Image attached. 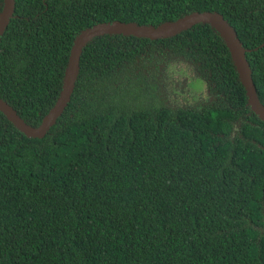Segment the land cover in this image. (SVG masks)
<instances>
[{
  "label": "trees",
  "instance_id": "1",
  "mask_svg": "<svg viewBox=\"0 0 264 264\" xmlns=\"http://www.w3.org/2000/svg\"><path fill=\"white\" fill-rule=\"evenodd\" d=\"M194 12L231 27L264 107V0H12L0 100L35 128L82 30ZM177 65L204 82L194 106L162 97ZM0 264H264V121L213 28L91 38L40 138L0 112Z\"/></svg>",
  "mask_w": 264,
  "mask_h": 264
},
{
  "label": "water",
  "instance_id": "2",
  "mask_svg": "<svg viewBox=\"0 0 264 264\" xmlns=\"http://www.w3.org/2000/svg\"><path fill=\"white\" fill-rule=\"evenodd\" d=\"M12 11V0H2L0 10V34L6 27L8 18ZM196 24H208L213 28L221 39L224 41L228 49L231 62L235 68L238 80L244 90L246 104L252 113L264 121V107L258 102L254 87L252 85L248 65L244 59L240 43L235 37L231 27L215 12H194L185 15L175 21L165 22L156 27L153 26H137L131 23H101L93 25L82 30L77 37L74 38L68 59L67 65L63 73L61 90L58 94L55 103L47 114L42 118L40 124L35 127L25 125L10 109V107L0 100V112L10 122L13 127L24 134L28 138H40L44 135L47 129L54 123L55 119L60 115L65 103L69 99L72 91L73 83L78 71V55L81 48L91 38L104 34H120L123 36H133L137 38L158 39L171 37L180 31H184Z\"/></svg>",
  "mask_w": 264,
  "mask_h": 264
},
{
  "label": "rangeland",
  "instance_id": "3",
  "mask_svg": "<svg viewBox=\"0 0 264 264\" xmlns=\"http://www.w3.org/2000/svg\"><path fill=\"white\" fill-rule=\"evenodd\" d=\"M174 70H177L175 71V73L171 74L169 76V78L165 79V86H167L168 88L166 89V91L164 92L165 94V97L167 99V101H169V103H180L182 104V102L186 101V97H187V100L189 101L191 99V97H184L181 99L180 95H184V92H187L188 95H191L192 96V101L188 102L189 105L193 106L194 103H196V101L194 100V94H200L203 92V90L205 89V85H204V82L199 79L198 77L194 76L192 77L193 75V72L191 73H187L185 71V66L184 65H181L180 68H175ZM177 74L181 75L182 77H186L187 79V82L184 83L183 80H175L174 81V77L177 78ZM186 84H187V87H186ZM186 88V90H185ZM194 100V101H193ZM198 101V99H197ZM47 154V152H46Z\"/></svg>",
  "mask_w": 264,
  "mask_h": 264
},
{
  "label": "flooded vegetation",
  "instance_id": "4",
  "mask_svg": "<svg viewBox=\"0 0 264 264\" xmlns=\"http://www.w3.org/2000/svg\"><path fill=\"white\" fill-rule=\"evenodd\" d=\"M176 67H177V68H180L181 65H177ZM176 67H175V68H176ZM175 68H174V69H175ZM174 69H173L169 74H167L165 70L162 71V84H161V85H163L162 87L164 88V91H163V93H162V97L164 98V100L166 101V103L171 104V105H175V106H191V105H189L188 102L192 101V100H191V99H192V96L187 94L188 90H187L186 92H184L185 96H184V95H180V97H181V99H182V98L188 96V97H191V99L188 101V100H187V97H186V101L182 102V104H180V103H177V104H176V103H174V104L169 103V101H167V99H166V97H165L164 92H165L166 89L168 88L167 86H165V79L169 78V76H170L172 73L174 74L175 71H177V70H174ZM185 71H186L187 73H191V72H193L192 68H190V67H188V66H185ZM177 72H178V71H177ZM191 74H192V73H191ZM192 75H193L192 77H194V76L198 77L194 72H193ZM175 80H177V81H179V80H180V81L183 80L184 83L187 82L186 77H182V76L179 75V74H177V78L174 77V81H175ZM186 87H187V84H186ZM187 89H188V87H187ZM185 90H186V88H185ZM204 95H206V89H204L203 92L200 93V94H198V95H197V94H194V97H193V98H194V100L196 101V103H194L193 106L196 105L199 101H201V100L203 99L202 97H203ZM197 99H198V101H197ZM194 100H193V101H194Z\"/></svg>",
  "mask_w": 264,
  "mask_h": 264
}]
</instances>
